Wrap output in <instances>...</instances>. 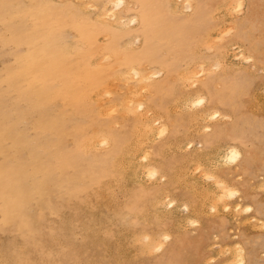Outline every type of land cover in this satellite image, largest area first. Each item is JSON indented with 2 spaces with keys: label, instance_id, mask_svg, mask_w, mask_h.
Returning a JSON list of instances; mask_svg holds the SVG:
<instances>
[{
  "label": "rangeland",
  "instance_id": "rangeland-1",
  "mask_svg": "<svg viewBox=\"0 0 264 264\" xmlns=\"http://www.w3.org/2000/svg\"><path fill=\"white\" fill-rule=\"evenodd\" d=\"M192 1L125 0L118 6L113 0H0V164H19L25 179L24 188L17 183L15 192V177L4 178L8 194L0 196V264H248L253 253L264 264V219L255 207L264 201V179L250 176L264 168V131L259 132L258 121L264 119V43L258 45L264 32L256 34V52L238 40V21L248 14L246 0L210 3L203 21L192 23L201 32H183L169 48L172 37L161 27L157 55L162 63L148 67V73L159 68L153 72L159 78L152 72V81L145 78L148 74L136 75L127 61L142 48L139 41L144 43V38L130 36L134 28H143L145 19H157L159 27L170 18L166 26L174 32L200 3ZM128 7L145 16L136 26ZM261 24L264 28V17ZM238 74L255 83L242 103L244 134L251 136L252 149L242 148L239 157L226 159L236 131L218 139L212 149L201 148L205 158L187 165H170L173 152L152 161L150 153L137 147L138 129L159 125L134 123L143 110L137 100L148 95L149 84L165 77L173 87L167 94L168 108L150 105V119L165 116L172 128L181 123L182 129L188 111L178 93H197L209 78L217 91L223 90L221 81ZM195 99L189 111L206 108L205 99ZM236 118L226 115L214 124ZM53 125L58 130L52 131ZM120 130L123 148L118 143ZM160 130L154 137L158 143L166 134ZM212 130L206 126L201 134L207 137ZM201 144L194 138L193 147L177 150L197 151ZM250 154L253 159L245 173L242 165L248 164ZM222 155L226 162H220ZM150 169L154 173L146 174ZM172 172L189 178L171 180ZM178 185L187 188L192 200L177 193ZM15 200L17 220L12 226L7 212Z\"/></svg>",
  "mask_w": 264,
  "mask_h": 264
},
{
  "label": "crops",
  "instance_id": "crops-1",
  "mask_svg": "<svg viewBox=\"0 0 264 264\" xmlns=\"http://www.w3.org/2000/svg\"><path fill=\"white\" fill-rule=\"evenodd\" d=\"M246 2H247V0H246ZM145 3L148 4L147 2H145ZM238 26H239V24H238ZM238 32H239V27H238ZM244 35L246 37V33ZM240 36H242V37L240 38ZM242 39H243V35L238 34V40L241 41L242 43L246 44L247 46H249L248 48H249L250 52H256L257 51V50L253 51L252 50V47H253L252 44L249 42H248L249 43L248 44V43L242 41ZM263 43H264V39H260L258 45L263 46ZM259 46H257V44H255V47L259 48ZM242 47L245 50V47L243 45H242ZM159 83L165 87V90L161 93H156L155 92L156 88L154 90V86H152L153 84H149L148 90H147L148 95L144 96L145 98H139L137 100L138 102H142L143 105H147V107L143 106V110L139 112L137 119L134 120V123H137L140 125H143L144 122L151 123V122L157 121L159 123L158 127H155L152 130H145L142 127L140 129H138V132H137L138 136H139V139L137 141V145H139V146H137V147L143 148L145 150L144 152H146V153L150 152V155H151L150 159L152 161H155L156 159H161L162 155L165 153L171 154L172 152L175 155L173 156L172 159L171 158L169 159L170 165L171 164H186L187 165L191 161H193L194 158L198 159V160L199 159L203 160L205 158V154H203V152H201V148L206 149V150L214 148L219 142L218 139L224 138L226 136L225 134L233 133V131L234 132L236 131L237 135L238 134H244V132L247 131V129L245 127L247 125L246 121H245L246 120L245 119L246 114L243 112V110H241V112H239L238 110H240V109H237V111H238L237 112V111L232 110L230 108L226 109V107H224L222 102L228 100L227 102L229 105L235 104V101H238V98L240 96H242L239 99L240 101L236 102V106H239V104H241V107H242L243 100L247 99L249 97L250 92L252 91V89L254 87L255 83H254V80L252 78H248L247 76L240 75V74L234 75L232 77H229L228 79H224L223 81H221L223 90H219V91H217L215 89L216 87H215L214 79L211 80V78H209V79H205V80H203V82H201L199 90H202V91L198 90L197 93H194V91H190V92L183 91V94L178 93L177 94L178 96L182 95L180 100L182 98H183V100L180 103L184 104L183 108L186 111H188V115L185 116V118H187V121H186L187 124H184V127L181 129L178 127V125H181V123L180 124L178 123L176 131L165 120V116H162L159 118H154V120L150 119V117H149V114L152 110V108L149 106V104H151V106H157L158 108H160L162 110H166L165 108H167L170 105V103L169 104L167 103L170 100L169 99L170 96L167 94L173 93L172 92L173 87L170 88V86H171L170 82L165 77H162L161 80L159 81ZM241 90L244 91L243 94L239 93ZM198 95H200L201 97L204 96L202 99L203 100L205 99V102H206L205 107L206 108L201 109V110H196V111L195 110L189 111L188 108L194 102L193 100H196L195 97ZM206 95L208 98L206 97ZM173 97H175V94ZM140 100H142V101H140ZM144 101H146V102H144ZM215 102H216V104H214ZM148 110H150V111L147 113ZM233 114H234V116L237 117L236 120L234 119V121H232V122H229V123L227 122V124H222V123L218 124V125L214 124L216 122H221L222 121L221 119H223L226 115H229L230 117H232ZM212 117L214 120L208 125V122L210 121V119ZM161 118H162V120H160ZM205 122H207V123H205ZM202 123H204V124H202ZM163 124H165V126ZM206 126L212 127V129H213L212 133L213 134L212 135L210 134L209 136L204 137V135H202L201 133L205 130L204 127H206ZM165 127H166V129H165ZM203 128H204V130H203ZM160 129L166 131V134L164 136V139L161 140V143H158L157 141L154 140V137H155V135H157L159 133V131H161ZM183 129H184V131H182ZM251 130H252V128H251ZM173 131L176 134H174ZM122 133L123 132L121 131V133L119 134L120 136L117 135L118 143L121 146L120 148L124 147V144L121 140L122 139L121 138ZM131 134H132V131H131ZM151 137L153 140L148 141L147 139H150ZM133 138L134 137L132 135V139ZM194 138H199L202 141L201 146L196 147L197 151L184 153V152L177 150V149L183 150L184 148L193 147L192 145L194 144ZM247 142H249V140ZM185 143H186V145L184 146L183 144H185ZM122 144H123V146H122ZM235 144L240 145L239 142H236ZM248 145L249 146H245V147L243 146L244 149H252V147H250L249 143H248ZM240 147H241V145H240ZM250 155H252V154H250ZM185 178L187 180L189 178L187 173L172 172L170 174L171 180H181V179L186 180ZM174 189L177 191V193H181L183 195V197L185 198V200H192L190 194L187 192V188L184 189L183 186H181V188H180L178 185Z\"/></svg>",
  "mask_w": 264,
  "mask_h": 264
},
{
  "label": "bare ground",
  "instance_id": "bare-ground-1",
  "mask_svg": "<svg viewBox=\"0 0 264 264\" xmlns=\"http://www.w3.org/2000/svg\"><path fill=\"white\" fill-rule=\"evenodd\" d=\"M103 1V0H102ZM193 1H196V0H193ZM192 1V2H193ZM197 1H199L200 3H199V5H198V7H196V9L192 12V14H190V15H188L183 21H181L180 23L178 22V25H179V27H176L175 28V31L174 32H172V30H171V27L169 26V25H167L166 26V23H168V22H171V20H169V19H165V21H164V25H159V27H156V25H155V21L157 20V19H151L150 21H151V23L150 22H148V23H146V19H145V21H144V23H142V27L143 28H141V27H136V28H134V30L130 33V36H132L133 34L135 35V36H137V37H135V38H137V39H139V40H141V39H143L144 38V43L142 44V43H140V41H139V43H138V46L139 47H142L140 50H138L137 51V54H136V56L134 55V54H132V55H130V56H128L127 57V61H128V63H131V65L133 66H131V68H132V71L131 72H134L136 75H141V74H143V75H147L148 74V77H145V78H148V80L150 81V79L152 78V76H151V78L149 77V74L152 72H150V73H148V67L149 66H154V65H156L157 66V64L158 63H162L161 62V60H158V55H157V41H158V36H159V34H158V32H159V30H160V28H161V30L163 29V32H166V31H168L169 32V34L171 35V39L168 41V43H167V46H166V48H169V46H170V43H172L171 42V40H176L177 38H179L180 37V35H181V37H182V34H183V32H185V33H188V31L190 32V33H198V32H201V30L202 29H200V27L198 26V24L197 25H192V23H195V22H198V21H200L201 19H202V21H203V19H204V14H205V12H206V9L208 8V5L210 4V3H212V4H214V5H216V6H218L223 0H210V2L208 1V0H197ZM213 1V2H212ZM116 3L118 6H123V5H125V0H113V2L112 3ZM235 2V1H234ZM195 3V2H194ZM91 4L92 5H94V3H93V1L91 2ZM192 6H194V4H191ZM247 9H248V14L246 15V18L245 19H243V20H239L238 22V24H239V33L238 34H240V35H243V39H242V41H244V42H246V43H251L252 44V46L253 47H255V39H257V37H256V34L258 33V34H262L263 32H264V28H263V26H262V22H263V17H264V0H247ZM190 7V6H189ZM188 7V8H189ZM128 10H130L131 11V15H134L133 17H134V19L132 20L133 22H134V25L136 26L137 24H139L140 23V18L141 17H143V18H145V16L141 13V10L140 11H132V8L130 7H128L127 8ZM192 9H194L193 7L191 8V10ZM127 17V16H126ZM129 18V17H128ZM160 22V21H159ZM200 23V22H199ZM158 24H160V23H158ZM201 28H203L202 26H201ZM229 28V27H228ZM200 30V31H199ZM15 33V32H14ZM19 33V32H18ZM218 33V32H217ZM246 33V37H245V34ZM17 33H15V35H16ZM189 34V33H188ZM88 36H90V35H88ZM87 36V37H88ZM242 36H240V38H241ZM133 38V37H132ZM134 38V39H135ZM141 38V39H140ZM262 38H264V37H262ZM21 40V39H20ZM83 41V40H82ZM137 41V40H136ZM12 42V41H11ZM248 43V44H249ZM142 44V45H141ZM163 44H166V42H163ZM235 45H237V43L235 44ZM234 45V46H235ZM89 46V45H88ZM87 46V47H88ZM240 46H242V45H240ZM258 46V45H257ZM92 47H93V45H92ZM231 47H232V45H231ZM249 47V46H248ZM188 47L186 46V49H187ZM242 48V47H241ZM232 49V48H231ZM230 49V50H231ZM167 50V49H166ZM254 51V50H253ZM244 52V51H243ZM247 56V55H246ZM246 56H244V57H246ZM163 57V56H162ZM160 59H162L161 57H160ZM216 61V60H215ZM79 62V61H78ZM166 63V62H165ZM167 63H168V61H167ZM254 65V64H253ZM147 68V69H146ZM149 69H151V68H149ZM155 69H158L159 70V68H154L153 69V72L154 71H156ZM215 69V68H214ZM152 70V69H151ZM160 70H163V69H160ZM150 71V70H149ZM153 72H152V74H153ZM156 72H158V71H156ZM160 72V71H159ZM163 73H164V71H162ZM32 73V72H31ZM69 73V72H68ZM151 75V74H150ZM154 75V77L156 76V78H157V76H158V78H159V74L158 73H155V74H153ZM163 75V74H162ZM203 75H204V73H203ZM160 77H161V75H160ZM150 78V79H149ZM155 78V79H156ZM83 79H85V78H83ZM153 79V78H152ZM152 79H151V81H152ZM147 80V81H148ZM154 80V79H153ZM62 81V80H61ZM88 81V80H87ZM146 81V82H147ZM87 83V82H86ZM162 83V82H161ZM87 86V85H86ZM87 88V87H86ZM155 88H156V93H161V92H163L164 90H165V87L163 86V85H161L160 83H159V81L154 85V90H155ZM240 89V88H239ZM22 90V89H21ZM199 91H202V90H199ZM27 92V91H26ZM239 93H244V91L243 90H241ZM24 94V93H23ZM12 95V94H11ZM29 95V94H28ZM186 95V94H185ZM201 95V94H200ZM26 96V95H25ZM34 97V96H33ZM32 97V98H33ZM198 97V100H199V95L197 96ZM204 97V96H203ZM202 97V98H203ZM242 96H240L239 98H238V101H235V104H231V105H229L228 104V100H226V101H223L222 102V104L224 105V107H226V109L227 108H230V109H232V110H235V111H237V109H240V110H238L239 112H241V110H243V105H242V107H241V104H239V106H236V102H239L240 100V98H241ZM145 98V97H144ZM179 98V97H178ZM15 101V100H14ZM140 101H142V100H140ZM168 101V100H167ZM16 102V101H15ZM144 102H146V101H144ZM250 102V101H249ZM142 103V102H141ZM143 104V103H142ZM147 104V103H146ZM221 104V103H220ZM151 104H149V106H150ZM159 105V104H158ZM187 105V104H186ZM16 106H17V104H16ZM143 106H145V107H147V105H143ZM218 106V105H217ZM1 107V106H0ZM12 108H14V107H12ZM168 108V107H167ZM189 109V108H188ZM229 109V110H230ZM213 110V109H212ZM150 110H148L147 111V113L149 112ZM152 111V110H151ZM237 111V112H238ZM223 114V113H222ZM19 118V117H18ZM45 119V118H44ZM43 119V120H44ZM160 120H162V118L160 119ZM45 121H46V119H45ZM58 121V120H57ZM56 121V122H57ZM258 121H260L259 122V128L261 129L259 132H262L263 133V131H264V119L263 120H258ZM42 122V121H41ZM45 123H47V122H45ZM42 124H44V123H42ZM55 126H56V123L54 124ZM54 125L53 126H51V130H52V128L53 129H55V130H58V129H56L55 127H54ZM164 126H165V124H163ZM14 126L16 127L17 125L16 124H14ZM59 126V125H58ZM15 127H14V130H15ZM57 127V126H56ZM61 127V126H60ZM167 127V126H166ZM166 127H165V129H166ZM45 128V127H44ZM50 128V127H49ZM205 128V127H204ZM204 128H203V130H204ZM25 129V128H24ZM23 129V130H24ZM211 129V128H210ZM22 130V129H21ZM23 130H22V132H23ZM49 130V129H48ZM60 130V129H59ZM174 130H177V129H174ZM53 131V130H52ZM60 131H62V130H60ZM208 131V130H207ZM225 131V130H224ZM55 132V131H54ZM165 132V131H164ZM174 132V131H173ZM223 132V131H222ZM121 132H117V135H119ZM258 133V132H257ZM174 134H175V132H174ZM178 134V133H177ZM221 134V133H220ZM120 136V135H119ZM261 136H263L262 134H261ZM223 137V136H222ZM235 137V136H234ZM251 137V136H250ZM250 137H248V135H246V134H238V135H236V137L234 138L235 139V141H234V143H232L231 144V146H228L229 148H227L228 150H226V153H225V157H226V159L227 160H230V159H234V158H237V156H238V154H239V152L240 153H242V148H244L245 146H249L248 145V140H249V138ZM15 138V137H14ZM9 139H11V138H9ZM17 139V138H16ZM21 139H22V141L23 142H25L26 143V140H25V138L23 137V136H21ZM18 140V139H17ZM148 141L150 140V141H152V139H147ZM13 141H15V140H13ZM92 141V140H91ZM147 141V142H148ZM19 142V141H18ZM236 142H239L240 143V145H241V147H240V145H238V144H235ZM184 146L186 145V143L185 144H183ZM190 145V144H189ZM40 146V145H39ZM44 146V145H43ZM122 146H123V144H122ZM193 146V145H192ZM201 146V145H200ZM244 146V147H243ZM29 148V147H28ZM41 148H43V147H41ZM5 150V149H4ZM19 150V149H18ZM17 150V151H18ZM151 150V149H150ZM223 150H224V148H223ZM247 150V149H246ZM37 151V150H36ZM220 152H221V150H220ZM223 152L224 151H222L221 153L223 154ZM16 153V152H15ZM19 153H20V151H19ZM150 153V152H149ZM139 154H141V153H139ZM138 154V155H139ZM243 154V153H242ZM12 155V154H11ZM23 155V154H22ZM56 155V154H55ZM20 156V155H19ZM24 156V155H23ZM29 156V155H28ZM31 156V155H30ZM58 156V155H57ZM56 156V157H57ZM149 156H151L150 154L148 155V157ZM27 157V156H26ZM222 157V160H220V158ZM225 157H223V155L222 156H220L219 157V160H220V162L221 161H223V159L225 158ZM239 157V156H238ZM14 157H12V159H13ZM58 158H59V156H58ZM253 159V155H249L248 156V164H246V166L245 165H242L243 167H242V171H247L248 169H250V164H251V160ZM147 160H148V158H147ZM226 160V161H227ZM27 161V160H26ZM56 161H57V159H56ZM72 161V160H71ZM157 161V160H156ZM165 161V160H164ZM212 161V160H211ZM210 161V162H211ZM214 161V160H213ZM218 161V160H217ZM225 160L223 161V162H226ZM234 161V160H233ZM49 162V161H48ZM24 164V163H23ZM22 164V165H23ZM30 164V163H29ZM144 164V163H143ZM164 164H165V162H164ZM163 164V165H164ZM228 164V163H227ZM160 165V164H159ZM163 165L161 164V166L163 167ZM193 165V164H192ZM213 165V164H212ZM226 165V164H225ZM45 166V165H44ZM211 166V165H210ZM209 166V167H210ZM216 166V165H215ZM26 167V166H25ZM47 167V166H46ZM144 168H145V166H143ZM194 167V166H193ZM202 167H203V165H202ZM201 167V168H202ZM207 167V166H206ZM27 168H28V166H27ZM43 168V167H42ZM195 168V167H194ZM194 168L192 169L191 168V170H194ZM22 169L23 168H21V166L18 164L17 165V163H14V162H11L10 160L9 161H6L5 163L3 162V164H0V196H2L3 194H8V193H6L5 191H6V186H8L7 185V183H6V181H4V178L5 177H7V176H10V178H11V176H13V177H15V178H12V180L13 179H16L17 180V182H16V185H15V187L14 188H12L11 189V191H17V189H16V187L17 186H19V185H17V183H19L20 184V186H21V183L25 180L24 179V177H23V174H22ZM30 169H31V167H30ZM40 169V168H39ZM146 169H147V167H146ZM195 169H197V168H195ZM34 170V169H33ZM190 170V171H191ZM207 170V169H206ZM35 171V170H34ZM40 171V170H39ZM46 171V170H45ZM140 171V170H139ZM144 171V170H143ZM147 171V170H146ZM153 171V172H152ZM156 171V170H155ZM223 171V170H222ZM244 171V172H245ZM38 172V171H37ZM41 172H42V170H41ZM40 172V173H41ZM47 172V171H46ZM138 172V171H137ZM154 173V170H152V169H150V170H148L147 171V173L146 174H148V173ZM205 172H207V171H205ZM210 172V171H209ZM25 173V172H24ZM31 175H33V173L32 172H29ZM43 173V172H42ZM141 173H144V175H145V172H141ZM157 174L159 173V172H156ZM155 173V174H156ZM231 173H233V172H231ZM246 173V172H245ZM250 173H252V174H250V176L251 177H256V176H258V178L260 179V177H262L263 179H264V168L262 169V170H259V171H257L256 173H253V172H250ZM56 174V173H55ZM199 174V173H198ZM202 174V173H201ZM27 175H29V174H27ZM46 175V174H45ZM26 176V175H25ZM30 176V175H29ZM40 176V175H39ZM44 176V175H43ZM155 176H157V175H155ZM167 176V175H166ZM166 176H164V177H166ZM32 177H34V176H32ZM142 177V176H141ZM185 177V176H184ZM218 177V176H217ZM31 178V177H30ZM154 178V177H153ZM187 178V177H186ZM185 178V179H186ZM219 178V177H218ZM38 180L40 179V178H37ZM36 179V180H37ZM193 179V178H192ZM227 179V178H226ZM15 180V181H16ZM19 180V181H18ZM33 180V179H32ZM35 180V181H36ZM158 181L160 180V179H157ZM187 180V179H186ZM9 181V180H8ZM29 181H31V180H29ZM41 181V180H40ZM162 181V180H161ZM224 182V181H223ZM11 183H13V182H11ZM30 183V182H29ZM43 183V182H42ZM152 183V182H151ZM32 184V183H31ZM37 184L39 185V182H37ZM34 185V184H33ZM224 185V184H223ZM10 186H13V185H10ZM23 186H24V184H23ZM23 186H21V187H23ZM51 186V185H50ZM168 186V185H167ZM35 187V186H34ZM227 187H228V184H227ZM18 189H19V187H17ZM24 188V187H23ZM40 188H41V186H40ZM39 188V189H40ZM44 188V187H43ZM228 188H230V187H228ZM34 189V188H33ZM38 189V188H37ZM164 189V188H163ZM24 190V189H23ZM23 190L21 191V192H23ZM19 191V190H18ZM35 191V190H34ZM160 191V190H159ZM24 192H26V190L24 191ZM170 193V192H169ZM36 194V193H35ZM155 195H157V194H155ZM239 195V194H238ZM37 196V195H36ZM39 197H40V195H38ZM10 198H11V196H9ZM35 197V196H34ZM42 197V196H41ZM57 197V196H56ZM165 197H167V194H166V196ZM234 197V196H233ZM165 199V198H164ZM167 200H168V197L166 198ZM165 199V200H166ZM169 199H170V197H169ZM42 200V199H41ZM1 201V200H0ZM42 202V201H41ZM168 202H171L173 205H175L176 206V203L174 204L173 202L174 201H168ZM3 203V202H2ZM18 203V202H17ZM163 203V202H162ZM183 203V202H182ZM160 204V203H159ZM179 205L181 204V203H178ZM45 205V204H44ZM160 205H162L163 206V204H160ZM178 205V206H179ZM3 206V205H2ZM58 206V205H57ZM56 206V207H57ZM182 206V205H181ZM187 206V205H186ZM186 206H184V207H186ZM8 207H9V210H8V212H7V218H9L8 220L10 221V224H12V226L14 225L13 223H15L16 222V220H17V217H16V200H15V203H13L12 201H10V204L8 205ZM44 207V206H43ZM168 207V206H167ZM166 207V208H167ZM177 207V206H176ZM183 207V206H182ZM188 207V206H187ZM255 207H256V211H257V214H258V216L261 218V219H264V201H258V202H256L255 203ZM60 208V207H59ZM165 207L163 208V209H166ZM189 208V207H188ZM54 209V208H53ZM192 209V208H191ZM253 209V208H252ZM5 210V209H4ZM46 210H47V208H46ZM161 210V209H160ZM169 210V209H168ZM48 211V210H47ZM46 211V212H47ZM187 211V210H186ZM188 211H190V209L188 210ZM193 211V210H192ZM185 213H187V212H185ZM184 213V214H185ZM96 216V215H95ZM256 217V216H255ZM33 218H35V217H33ZM189 220H191V219H189ZM192 220H193V218H192ZM15 221V222H14ZM20 221V220H19ZM36 221V220H35ZM38 221V220H37ZM34 222V221H33ZM140 222V221H139ZM39 223V222H38ZM23 224V223H22ZM41 224V223H40ZM40 224H38V226L40 225ZM183 223H181V225H182ZM31 225V224H30ZM29 225V226H30ZM37 225V224H36ZM36 225H34V226H36ZM19 226H21V225H19ZM2 227V226H1ZM4 227V226H3ZM40 227V226H39ZM142 227V226H141ZM159 227V226H158ZM5 228V227H4ZM22 228V227H21ZM28 228V227H27ZM40 228H42V227H40ZM18 229V228H17ZM147 229H149V228H147ZM25 230V229H24ZM29 230V229H28ZM31 230V229H30ZM19 231H22V230H19ZM34 231V230H33ZM0 232H2V229L0 228ZM32 232V231H31ZM40 232H41V230H40ZM140 232V231H139ZM166 235V234H165ZM29 236H30V233H29ZM28 236V237H29ZM123 236H124V234H123ZM144 236V235H143ZM146 236V235H145ZM170 236V235H169ZM116 237V236H115ZM121 237V236H120ZM148 237H150V236H148ZM161 237V236H160ZM164 237V236H163ZM167 237V236H166ZM117 238V237H116ZM159 238V237H158ZM138 240V239H137ZM136 240V241H137ZM117 241H121L120 239H117ZM135 241V242H136ZM137 242H139V241H137ZM105 243H107V242H105ZM105 243H104V245H105ZM113 243H115V241L113 242ZM121 242H119V244H120ZM108 244V243H107ZM118 244V245H119ZM240 244H241V242H240ZM239 244V245H240ZM108 245H110V244H108ZM96 246V245H95ZM117 246V245H116ZM139 246V245H138ZM241 246H242V244H241ZM104 248H105V246H104ZM91 249H94V248H90L89 250H91ZM124 249V248H123ZM104 250V249H103ZM163 250V249H162ZM93 251V250H92ZM96 251V250H95ZM139 251V250H138ZM97 252V254H100L98 251H96ZM111 252V251H110ZM123 252V251H122ZM82 253V252H81ZM2 254V253H1ZM0 254V255H1ZM4 254H6V253H4L3 252V255ZM10 254V253H9ZM111 254V253H110ZM109 254V255H110ZM113 254V253H112ZM111 254V255H112ZM122 254V253H121ZM105 255V254H104ZM10 256H11V254H10ZM99 257H100V255H98ZM102 256V255H101ZM106 257H107V255H105ZM113 256V255H112ZM115 256V255H114ZM117 256H119V255H117ZM3 257V256H2ZM1 256H0V259L2 258ZM5 258H6V256H4ZM94 257H97V256H94ZM106 257H104V258H106ZM140 257V256H139ZM98 258V257H97ZM102 258H103V256H102ZM103 258V259H104ZM118 258H121L122 259V257H118ZM128 258V257H127ZM14 259V258H13ZM100 259V258H99ZM109 258L107 257L105 260H108ZM244 259H246V258H244ZM2 260H3V258H2ZM9 260V259H8ZM115 260H117V262H118V259H115ZM127 260V259H126ZM129 260V259H128ZM14 261V260H13ZM13 261H11L10 260V262H13ZM95 260H93V262H94ZM247 262H248V264H263L262 262H260V258H258L257 257V255L255 254V253H253L252 255L250 254L249 255V259H247L246 260ZM105 261H103V263H104ZM108 262V261H107ZM5 264H7V261L6 262H4ZM8 263H9V261H8ZM97 263V262H96ZM121 263V262H120ZM246 262L245 261H243V264H245ZM11 264V263H10ZM90 264V263H89ZM92 264V263H91ZM102 264V263H101ZM105 264V263H104ZM113 264V263H112Z\"/></svg>",
  "mask_w": 264,
  "mask_h": 264
}]
</instances>
